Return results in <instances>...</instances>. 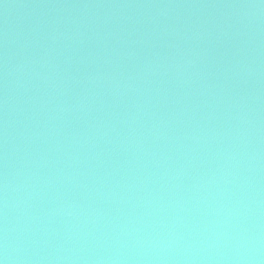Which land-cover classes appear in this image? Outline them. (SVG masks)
<instances>
[{
    "label": "water",
    "instance_id": "1",
    "mask_svg": "<svg viewBox=\"0 0 264 264\" xmlns=\"http://www.w3.org/2000/svg\"><path fill=\"white\" fill-rule=\"evenodd\" d=\"M0 264H264V0H0Z\"/></svg>",
    "mask_w": 264,
    "mask_h": 264
}]
</instances>
